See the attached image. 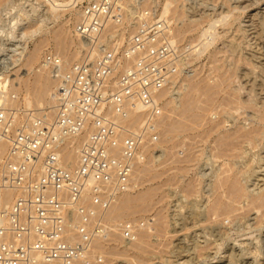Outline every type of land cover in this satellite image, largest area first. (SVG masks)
Instances as JSON below:
<instances>
[{
    "label": "built area",
    "instance_id": "1",
    "mask_svg": "<svg viewBox=\"0 0 264 264\" xmlns=\"http://www.w3.org/2000/svg\"><path fill=\"white\" fill-rule=\"evenodd\" d=\"M149 2L74 0L79 57L66 63L48 50L41 57L53 82L51 103L35 109L0 94V142L7 144L0 162V264H91L94 242L108 240L114 229L107 210L134 187L147 153L159 152L157 94L195 73L199 47L175 41L171 20L157 0ZM132 111L141 116L138 125L127 122ZM84 134L76 163L66 162L65 147ZM117 230L127 241L135 237L133 223L120 222Z\"/></svg>",
    "mask_w": 264,
    "mask_h": 264
},
{
    "label": "bare ground",
    "instance_id": "2",
    "mask_svg": "<svg viewBox=\"0 0 264 264\" xmlns=\"http://www.w3.org/2000/svg\"><path fill=\"white\" fill-rule=\"evenodd\" d=\"M2 1L0 0V3ZM52 1L56 6L64 7L59 9L73 14L74 23L77 21L79 12L74 8V0ZM160 2L159 10L173 24L174 40L182 41L186 34H195L192 42L197 41L199 47L196 56L198 58L204 54L211 58L213 65L211 64L210 68L215 71V79L211 81L208 75H200L201 70L197 67L192 76L182 78L180 81L176 79L160 89L157 94L162 108L158 125L160 140L155 147L161 149L155 157L161 160L160 162L169 159L170 161L160 170L152 164V153H147L145 160L134 171V187L122 193L106 212V220L113 225V232L108 240L94 242L88 259L91 264H110L113 257L123 255L132 257L134 259L132 261L136 263L145 264L152 255L151 236H165L171 232L172 236L180 233L172 248V254L177 262L178 259L182 261L179 264L198 262L208 264L209 261H212L209 264H264V184L257 188V192H254L255 188H251L254 183L248 184L250 181L248 178L257 173L256 165L263 161L260 154L264 153V63L257 66L255 62L264 58V49L259 51L260 57L250 52L244 54L245 56L241 55L242 57L238 53L239 58L235 50L238 52L240 50L236 49L235 44L231 50L235 59L228 69L223 70L220 65L214 63L218 60L214 45L221 38L222 32L243 15L247 17L248 11L254 6H259L264 0H225L224 10L217 12L216 16H202L199 19L188 16L183 7L184 0ZM54 3H50L53 11L50 10L55 14L54 17H57L59 13ZM144 5L148 6L149 0H145ZM257 14L264 17V8ZM67 22L49 31L43 26L33 30L40 34L33 48L24 50L23 55L20 52L22 59L20 58L21 62L18 65L20 69L24 67L25 74L19 76L15 70L16 78L9 80L8 85L5 84L6 79L0 78V94L4 92L8 102H16L11 98V95L15 94L27 107L40 109L51 103L50 91L53 82L41 67V52L44 46L52 42L54 48L52 52L66 63L79 57L82 41L72 33ZM115 29L116 27L113 31ZM239 30L245 32L242 38L244 39L246 29ZM256 34L259 35L256 36L257 39L263 37L257 29ZM262 48L264 47L259 49ZM16 60L18 62V59ZM241 62L245 63L246 67L237 74ZM236 74H240L239 90H225L229 88L231 80L237 77ZM172 86L177 92L175 97L171 93ZM241 88L246 89L249 98L241 96ZM221 92H226L222 98ZM135 111L130 112L127 122L138 125L141 116ZM190 131L194 133L193 140L185 142L178 139ZM85 136L86 134L71 138V145L66 146L63 152V159L66 162L76 163L77 148ZM179 145L186 147L183 150L181 148L183 151L181 157L177 156L174 150ZM245 148L253 152L259 148L257 152H262L260 154L249 152L248 155ZM6 150L7 144L0 142V162ZM256 153L259 156L256 159L252 158ZM261 167L262 165H259V168ZM190 171H194L195 176L185 179ZM144 181L154 183L160 181L165 186L176 185L175 188L180 189L174 214L180 215V218L174 221L169 231L167 217L161 212L162 209L154 214V218H148L146 221L145 213L150 212L155 204L163 203L164 190L163 185L159 183L138 187ZM158 195H161L160 198ZM183 208H186L187 212L183 213ZM137 216L141 218L137 219ZM123 218L132 219L135 230L133 240H125L117 230L116 221ZM141 221L145 222L141 224ZM123 243H125L122 245L123 249H118L117 246ZM97 255H103V261L101 260L103 263L96 260Z\"/></svg>",
    "mask_w": 264,
    "mask_h": 264
},
{
    "label": "rangeland",
    "instance_id": "3",
    "mask_svg": "<svg viewBox=\"0 0 264 264\" xmlns=\"http://www.w3.org/2000/svg\"><path fill=\"white\" fill-rule=\"evenodd\" d=\"M160 1L157 0V3L159 4V9L161 10V2ZM212 1L213 0H205V2L203 3V0H195V1L184 0V6L183 7L186 9L188 16L190 15L189 17H191V18L199 19L202 16L203 17H205V16L209 17L212 15L216 16L217 12L219 13V11L224 10L223 6H224L225 0H214V2H212ZM50 3L53 4L54 2L52 0H3L0 3V60H3L4 62H10V60H13L14 64L16 62L15 65L5 63V64H3V66H0V76L5 75L4 79H8V83L7 84L5 83L6 85H8L10 83L9 80H12V78L13 79L16 78L17 71H18L17 74L19 76H23L25 74L26 71L24 70V67L20 66L23 68V69L22 68L20 69L18 64L21 62V59H22L21 55H23L24 50L26 51V50L32 49L35 41H37V39H38L37 37L40 34L38 32L37 33L34 32L33 30H35L38 26H43L44 29H47L46 31H49L50 29H55V28L59 27L58 25H62V23H65L66 21H68L67 25L71 28L72 33H74L73 32V27H74V17L73 16L74 15L70 14L69 11L63 10L64 7L56 6L54 3V5L56 6L55 8H57V11L59 13V15L57 17H54L55 14L52 12L53 11L52 8H50L51 7ZM188 4L193 5L194 9L188 10V7H187ZM149 5H150V2H149ZM59 8H63V9H59ZM263 8H264V2L261 3L259 6H254L250 11H248L247 17H245L243 15L240 19L232 22L233 23L232 26L230 28H227L229 31L227 29H225V31L223 30L224 32H222L221 38H219V40L216 41L217 43H215V45H214L215 46L214 49L217 50L216 58L218 59L217 61L215 60L214 63L220 65L221 69H223V70L228 69L229 66H231L232 63L234 62L235 55L233 54V51H231V50L234 48V47H232V45H235V44H236L235 45L236 49L240 50L239 52L237 50H235L237 52L236 53L237 56H238V53H239V56L242 57V56H245L247 53L254 52V53H256L257 57H260L259 54L264 49V48H262L261 50L259 49L260 47H264V24H263L264 23V17L259 16L260 14H257V13L258 12L261 13L263 11ZM225 11H226V9H225ZM254 15H257V16L255 17ZM260 17H263V18H260ZM244 25H246V26H244ZM241 28H244L247 31L246 35H245L246 37H244V39H242V38H243L245 32L242 30H239ZM256 29H257V31L259 30V32H261V34L263 36L260 39H257L258 37H256V36H259L258 34H256ZM27 34H28V36H27ZM48 35H50V32H48ZM238 37H240V38H238ZM253 37H255V38H253ZM193 38L195 39V34H193V35L186 34L185 37L182 39V41H192ZM255 41H257V42H255ZM196 43H197V41H196ZM238 44H239V46H238ZM244 47H246V48H244ZM8 48H10L11 51H9ZM53 49H54L53 43L49 42V44H47L46 46H44L42 48L41 57H42V54L46 50L52 52ZM245 50H247V51H245ZM200 57L197 58L198 62H197L196 68L198 67V69L201 70L200 75H202V76L208 75V77H210L211 81H213L215 79V71L213 70V68H210L211 64L213 65L211 58L207 57V55H204V54ZM77 58L71 59V62L75 61ZM16 59H18V62ZM259 61H261V62H259ZM40 62H41V59H40ZM255 62L257 63V66L261 65L262 63H264V58L262 57V59H260V60H255ZM244 67H246L245 63L241 62L239 64V70H238L237 74L242 69L244 70ZM247 67H250V66L247 65ZM15 70H17L16 73H15ZM245 70H247V69H245ZM237 74H236L237 77L236 78L234 77V79L231 80V82L229 84V88L225 89V90H227V91H231L234 89L239 90V88L241 87V84H240L241 80L239 78L240 74L239 75H237ZM171 90H172V92H171L172 95L175 97L177 92L174 91L175 90L174 86L171 87ZM240 93H241L242 97L249 98L248 92L246 91V89L241 88ZM225 94H226V92H221L220 98H222ZM214 117H215V115L212 116V118H214ZM247 123H248V121H246V124ZM193 136H194V133H192L190 131L187 134L186 133L182 134L180 137H178V139L183 140L185 142H188L190 140H193ZM195 139H197V137ZM159 140H160V134H159ZM181 148L183 150L186 147H182V145H179L174 149L176 155L180 156V157L183 156V151L181 150ZM156 149L160 150L161 148L156 147ZM245 149H246V152L248 153V155H249V152L252 154L254 152H257V150H259V148H258L257 150H254V152H253V151H249L250 150L249 148H245ZM260 152H262V151H258L257 153L260 154ZM151 153L153 155L152 164L155 165V167L160 169V170H162V167L166 166L169 163L168 161H170V159L167 161H163V162H160L161 160L160 161L157 160L156 155H158L160 153V151L159 152L153 151ZM257 153L252 158L256 159L259 156V155H257ZM260 155L263 157V161H261L259 164V165H262V167L259 168V165H256V168H255V170L257 171L256 175H254L251 178H248V180H250L248 184H252V183L255 184V185L251 186V188L256 189L254 192H257V188L260 185L264 184V165H263L264 164V153H261ZM240 160L243 161V159H240ZM191 173H192V175H191ZM194 173H195L194 171H192V172L190 171L189 174H187L185 176V179H189V178L194 177L195 176ZM153 183L154 182L144 181L143 184L142 185L140 184L138 187H147ZM158 183L161 186L163 185L162 189L164 191H163V195L162 194L161 195L164 197L163 198L164 201H163V203L161 202V204H159V203L155 204L152 207V209L150 210V212L145 213L146 214L145 216L147 218L146 221L148 220V218H154V214L162 209L161 212L164 213L165 216L167 217V224H168L167 231H169L171 229V227L173 226L174 221L178 220L180 218V215H174V214H176L175 209H176V203H178V197H179L180 189L178 187L175 188L176 185L171 186V187H169L168 185L165 186L164 184H162L163 182H160V181L156 182L154 184L158 185ZM166 193L168 196L167 195L165 196ZM161 195H158V197L160 198ZM159 206L162 208H160ZM184 212H187L186 208H183V213ZM136 218L139 219V218H141V216H137ZM152 220H151V222H152ZM116 222L117 223H120V222L121 223H125V222L132 223V219L131 218H123V219H121V221L117 220ZM144 222L145 221H141V224ZM172 235H173V233L171 234V232H170V233H166L165 236L164 235H161V236L153 235V236H151V240H150L151 247H150V249H151L152 255H151V259L149 260V262L145 263V264H179L182 262L179 259H178L179 262H177L176 257H174L172 254L173 245L176 243L177 238L179 237L180 233H178L175 236H172ZM172 241H173V244H172ZM112 245H114V244H112ZM122 245H125V243L120 244L119 246H117V248L122 250L123 249ZM156 255H157V257H156ZM132 259L133 258L130 256L128 257V256H123V255H116L110 261V264H139V263H136L135 261H132ZM101 260L103 261V259H101ZM101 260H97V261L99 263H101L102 262ZM210 262H212V261H209L208 264ZM195 264H201V263L198 262Z\"/></svg>",
    "mask_w": 264,
    "mask_h": 264
}]
</instances>
